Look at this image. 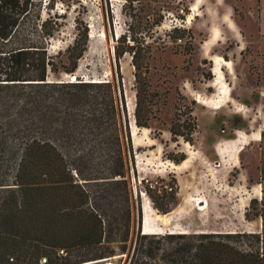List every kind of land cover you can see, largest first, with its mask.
Segmentation results:
<instances>
[{"label": "trees", "instance_id": "obj_1", "mask_svg": "<svg viewBox=\"0 0 264 264\" xmlns=\"http://www.w3.org/2000/svg\"><path fill=\"white\" fill-rule=\"evenodd\" d=\"M39 3L0 0V264H104L116 255L125 264H264V129L258 175L249 179L261 193L244 212L246 220L260 221L259 229L142 233V205L129 174L131 137L119 59L131 55L134 122L148 127L142 110L149 95L150 45L129 21L128 33L114 46L118 86L78 76L54 80L50 74H74L87 28L67 47L66 61L55 60L47 50L55 28L49 17L42 19ZM192 112L190 106L176 107L172 142L193 143ZM167 158L178 164L186 155ZM142 188L157 213L178 203L174 177L142 179ZM135 222L139 228L128 244Z\"/></svg>", "mask_w": 264, "mask_h": 264}, {"label": "rangeland", "instance_id": "obj_2", "mask_svg": "<svg viewBox=\"0 0 264 264\" xmlns=\"http://www.w3.org/2000/svg\"><path fill=\"white\" fill-rule=\"evenodd\" d=\"M37 1H40L38 8L42 19L49 17V23L55 28L47 43L48 53L55 60L64 63L66 49L73 44L78 30L87 28L86 50L78 59L74 72L82 79L110 80L115 86L119 85L114 46L120 34L128 33L129 21L135 35L150 45L146 74L149 95L145 97L142 110V120L148 127L133 123L135 69L131 55L124 53L119 59L125 104L127 96L133 101L131 115L126 108L124 123L131 137V151H128L131 184L142 212L147 199L150 201L143 192L142 179L155 182L162 177L172 181L174 177L178 184V203L170 212L161 214L165 217H159L156 210L149 211V228L162 231L149 234L162 235L170 230L192 233L259 229L258 219L248 221L244 216L249 199L260 195L258 185L249 180L258 175L259 139H249L234 155L236 159L224 150L237 133L249 134L264 129L263 54L255 50L248 36L243 38L247 42L241 46L232 38L237 30L246 35L255 32L261 22L260 0ZM193 4L198 15L185 28H175L179 29L175 31L173 25L183 17L180 8L187 11ZM180 32L182 35L178 36ZM213 32L214 39L209 43ZM218 34L221 37L216 42ZM259 46L264 50V38ZM213 56L231 61L229 69L223 66L231 89L225 101H218L219 89L212 83ZM70 75L61 71L50 74V78L63 80ZM197 99L213 101L204 105ZM185 105L193 108L197 124L192 144L181 138L172 142L170 138L169 126L174 111ZM185 117L182 113L181 119ZM131 123L136 127L135 138ZM179 152H184L189 159L176 168L177 164L167 155ZM201 200L202 209L199 208ZM138 228L135 222L128 244ZM107 263L125 264V257L116 255L106 259L104 264Z\"/></svg>", "mask_w": 264, "mask_h": 264}, {"label": "bare ground", "instance_id": "obj_3", "mask_svg": "<svg viewBox=\"0 0 264 264\" xmlns=\"http://www.w3.org/2000/svg\"><path fill=\"white\" fill-rule=\"evenodd\" d=\"M193 6L195 7V4H193ZM191 22V21H190ZM92 36V34H91ZM212 39H214V32L213 35L211 37V39L208 41L209 43L211 41H213ZM213 67H212V72L214 74V78L212 80V83L219 89V99L218 101H225L227 100V98L230 95V87L226 82L225 79V75L223 73V66H225L227 69L230 68L231 66V61L221 57V56H213ZM70 76H73L72 79H70V81H74L75 77L73 74H71ZM69 76V77H70ZM94 81V80H93ZM200 103L204 104V105H208L210 102V100H204V99H197ZM217 101V100H215ZM126 108L128 111V114L131 115L132 110H133V101L131 99V97H126ZM213 107H219V105H212ZM131 133L133 138H135V134H136V127L131 123ZM260 138V130H256V131H252L251 133L247 134V133H237V137L234 139H230L228 141L227 144V149L224 150V152H229V154L232 156V158L234 157V155H236L242 148L243 146L246 144V142L249 139H259ZM226 156V155H225ZM189 159V157H187L186 159L183 160V162L181 164H177L175 165L176 168H180L185 162H187ZM234 159H236V157H234ZM236 161V160H235ZM230 162V161H229ZM258 189V194H260V186H257ZM202 204V200L200 201L199 204V208H204V206H200ZM151 210V212H154L155 209L152 208V205L150 203V201L147 199L146 203L143 205V233H162L161 230L157 229H152L151 227L149 228L148 226V218L147 215L148 213H150L149 211ZM159 217H165L166 215H161V214H157ZM185 231V230H183ZM170 232H174V230H170ZM109 264V263H108Z\"/></svg>", "mask_w": 264, "mask_h": 264}, {"label": "crops", "instance_id": "obj_4", "mask_svg": "<svg viewBox=\"0 0 264 264\" xmlns=\"http://www.w3.org/2000/svg\"><path fill=\"white\" fill-rule=\"evenodd\" d=\"M258 15L260 17V23L259 26L256 28L254 33H250L248 35L245 34V32H240L239 30L233 32L232 38L235 40L236 43L239 44V46H241V43L243 42H247V39L243 40V38L245 37H249V41L252 42V45H254V47L256 48V51H259L261 54H264V50H261L259 47L260 41L262 38H264V0H260V9L258 11ZM218 38L215 40L216 42H218V40L221 37V34H218ZM242 50V49H240ZM262 88V87H261ZM263 89V88H262ZM262 93H264V91H262Z\"/></svg>", "mask_w": 264, "mask_h": 264}, {"label": "built area", "instance_id": "obj_5", "mask_svg": "<svg viewBox=\"0 0 264 264\" xmlns=\"http://www.w3.org/2000/svg\"><path fill=\"white\" fill-rule=\"evenodd\" d=\"M179 12L183 15V17H181L178 20V23H175L173 25V28L174 29L175 28H185L186 27V24H188L191 21V19H193L195 16L198 15V11H197V7L196 6L195 7L194 6L188 7V10L187 11H185L184 8H180V11ZM180 40H181V38H178V41H180ZM43 261H44V259H42V262Z\"/></svg>", "mask_w": 264, "mask_h": 264}, {"label": "water", "instance_id": "obj_6", "mask_svg": "<svg viewBox=\"0 0 264 264\" xmlns=\"http://www.w3.org/2000/svg\"><path fill=\"white\" fill-rule=\"evenodd\" d=\"M73 75H74V74H73ZM72 77H73V76H70L69 80L72 79ZM74 77L76 78L75 75H74ZM99 81H101V80H99ZM102 81H103V80H102ZM125 106H126V104H125ZM133 123H134V125H136L135 122H134V119H133ZM142 227H143V219H141V223H140V228H141V230H142Z\"/></svg>", "mask_w": 264, "mask_h": 264}]
</instances>
